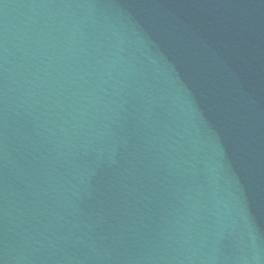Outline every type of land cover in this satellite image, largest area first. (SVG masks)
<instances>
[{"label": "water", "instance_id": "1", "mask_svg": "<svg viewBox=\"0 0 264 264\" xmlns=\"http://www.w3.org/2000/svg\"><path fill=\"white\" fill-rule=\"evenodd\" d=\"M0 264H264V73L216 0H0Z\"/></svg>", "mask_w": 264, "mask_h": 264}]
</instances>
